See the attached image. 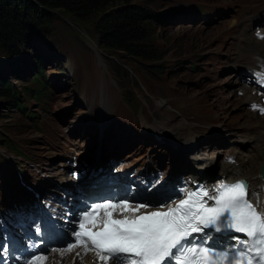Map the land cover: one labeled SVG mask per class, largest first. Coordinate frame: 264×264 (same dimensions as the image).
Returning a JSON list of instances; mask_svg holds the SVG:
<instances>
[{
	"label": "rangeland",
	"instance_id": "374dc122",
	"mask_svg": "<svg viewBox=\"0 0 264 264\" xmlns=\"http://www.w3.org/2000/svg\"><path fill=\"white\" fill-rule=\"evenodd\" d=\"M250 1L264 7V0ZM133 2L150 7L155 14L151 26V33L154 36L149 46L156 50L157 59H145L128 52L107 48L100 43L101 33L97 32V22L102 14L113 6L106 5L100 6L85 18L67 14L58 8L47 9L54 14L52 22L47 23L49 25L46 28L47 35L41 37L32 30L27 38H24V46H16L19 50L16 60L7 61L8 66L12 67L8 70H13L16 75L15 77L10 75L8 83L11 82L14 87L20 89L25 85L32 86L27 78L40 68L41 73L46 75L50 92L40 100L32 98L26 101L27 109L34 110L36 114L34 120L18 110H11L6 104L9 99L0 100V143L3 137H7L10 141L18 143L23 154L33 158L34 162H31L23 159L21 155L8 151L17 158L16 166L19 162L25 164L26 173L30 176L29 181L39 180L49 168L53 152L60 151V148H55L59 132L53 128L51 120L64 122L53 117L54 112L56 115H61L60 110L57 109L59 99L63 100L60 104L66 109V113L69 109L67 103L76 104V100L72 97L74 96L72 92L68 91L64 96L60 94L69 89L73 81L81 75L113 79L116 77L127 90L134 93L138 91L153 94L151 96L158 99H167L166 97L174 99L179 105L171 103L174 110L166 106L168 110L164 113L175 125L183 123V118L189 120L180 107L184 100L193 105L192 108L196 112L192 110V113H195L198 126L204 125L202 122L207 123L206 118L211 119L208 116L210 113H214L217 119L223 120L225 124L234 123L239 126L248 122H260L261 118H264V116L257 118L246 108L242 109L246 104L243 102L246 96H239L236 88L251 86L243 85L234 71L223 72V65L220 67L219 60L211 57L212 53H217L219 56L231 55L229 44L235 42V38L230 32L237 25L235 22L240 16L233 15L222 20L220 14L225 15L222 12L227 10V4L233 0H134ZM213 7L215 8L213 18L205 20L202 16L201 21L194 22L199 14ZM172 14L175 15L173 18ZM43 17L44 14L36 21L40 27L43 24ZM2 55L5 54L0 50V57ZM0 63H2L0 72L7 73V66L3 62ZM56 82L63 86L58 87ZM247 90V93H254L252 88ZM110 102L115 110L120 107L118 101ZM102 103V106L108 110L105 102ZM75 112H79L85 118L91 117L90 114H84L83 110L77 108ZM192 113L189 115L193 117ZM42 118L44 121L41 122ZM204 126H201L202 131L206 129ZM106 127L108 124L103 127L102 132ZM182 128L180 124L175 130L178 132ZM246 130L252 136L256 134L254 129ZM262 131L259 130L257 138L264 134L261 133ZM260 146L261 142H257L247 155L251 151L256 154ZM1 151L7 152L3 147L0 148ZM212 154L216 155V152L213 151ZM210 165L213 168V162ZM228 165L224 163L223 168ZM18 169L19 166L15 171ZM8 172L7 167L0 166L1 178L7 180ZM9 179L21 180V177L15 175ZM3 183L4 181L0 180V186Z\"/></svg>",
	"mask_w": 264,
	"mask_h": 264
},
{
	"label": "snow or ice",
	"instance_id": "6c2138e0",
	"mask_svg": "<svg viewBox=\"0 0 264 264\" xmlns=\"http://www.w3.org/2000/svg\"><path fill=\"white\" fill-rule=\"evenodd\" d=\"M257 75L264 83V73ZM252 195L247 181L237 180L221 182L214 193L201 185L174 206L157 205L156 210L141 211L151 208L150 203L101 197L81 214L71 233L74 242L52 251L63 256L81 247L84 254L94 252L99 264H264V202L259 197L253 202ZM223 230L247 239L234 236L237 245L218 250L209 241L212 231ZM47 259L31 254L25 264H45Z\"/></svg>",
	"mask_w": 264,
	"mask_h": 264
},
{
	"label": "trees",
	"instance_id": "16d2710c",
	"mask_svg": "<svg viewBox=\"0 0 264 264\" xmlns=\"http://www.w3.org/2000/svg\"><path fill=\"white\" fill-rule=\"evenodd\" d=\"M133 1L0 0V50L2 54L7 55V57L5 55L0 57V61L7 66V73L0 72V100L9 99L6 104L11 110H14V108L21 107V96L34 94L35 86L25 85L22 87L23 93H21L17 90V86L14 87L13 83H8L10 75L14 77L16 75L12 72L13 70H8L12 67L8 66L7 61L16 60L19 56L16 46H24V38H27L32 30H35V33L41 37L47 35L46 28L54 18V14L47 9L58 8L67 14L85 18L100 6L113 5L111 9L102 14L97 22V32L101 33L99 35L100 43L107 48L128 52L145 59H157L156 50L149 46L154 36L151 33V26L155 14L150 7L137 5ZM115 4L117 6L114 7ZM42 6L45 9H42ZM43 14L45 17H43V24L40 27L36 21ZM31 63L35 62L31 61ZM37 69L36 75H42L40 68ZM27 79L29 81V78ZM3 143L7 146L6 142Z\"/></svg>",
	"mask_w": 264,
	"mask_h": 264
},
{
	"label": "bare ground",
	"instance_id": "6f19581e",
	"mask_svg": "<svg viewBox=\"0 0 264 264\" xmlns=\"http://www.w3.org/2000/svg\"><path fill=\"white\" fill-rule=\"evenodd\" d=\"M0 62H2V61H0ZM0 64L2 65V63H0ZM247 88H249V87H247ZM17 90H19L21 93H23L20 88H17ZM244 98L245 99L243 100V102L244 103L248 102L249 97L246 96ZM261 121L264 123V118H261ZM166 125H168V124H166ZM261 133H264V131H262ZM203 160H205L204 157H201V159L199 161V163L201 165H203V164L210 165L211 164V162L207 163ZM210 166H211L210 169H213L212 165H210ZM233 167H234L233 165H228L227 167H224V168H225V170H227L228 168H233ZM252 176H257V170H255V168L253 169ZM256 179H258V177H256ZM78 252L80 253V249L76 248L72 252H68L67 255H63V256H61L60 254H50L49 259L45 264H99L95 253H88L84 256H82V255L77 256Z\"/></svg>",
	"mask_w": 264,
	"mask_h": 264
},
{
	"label": "water",
	"instance_id": "95a60500",
	"mask_svg": "<svg viewBox=\"0 0 264 264\" xmlns=\"http://www.w3.org/2000/svg\"><path fill=\"white\" fill-rule=\"evenodd\" d=\"M263 175H264V169H263Z\"/></svg>",
	"mask_w": 264,
	"mask_h": 264
}]
</instances>
